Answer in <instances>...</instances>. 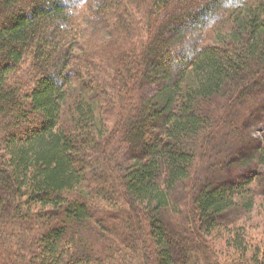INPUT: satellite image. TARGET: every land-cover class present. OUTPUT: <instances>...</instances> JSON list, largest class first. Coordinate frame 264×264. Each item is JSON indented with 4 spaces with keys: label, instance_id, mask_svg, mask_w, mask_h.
Segmentation results:
<instances>
[{
    "label": "trees",
    "instance_id": "trees-1",
    "mask_svg": "<svg viewBox=\"0 0 264 264\" xmlns=\"http://www.w3.org/2000/svg\"><path fill=\"white\" fill-rule=\"evenodd\" d=\"M79 2L0 0V264H264V0Z\"/></svg>",
    "mask_w": 264,
    "mask_h": 264
},
{
    "label": "rangeland",
    "instance_id": "rangeland-1",
    "mask_svg": "<svg viewBox=\"0 0 264 264\" xmlns=\"http://www.w3.org/2000/svg\"><path fill=\"white\" fill-rule=\"evenodd\" d=\"M135 6H137L136 4H133ZM187 21L189 22H192L194 21V18H189L187 17L186 18ZM264 130V128H258L256 131H254V136L255 137H260V135L262 134V131ZM115 142V144H114ZM114 146V148H113ZM118 147L117 150H115V147ZM112 149L114 151L111 152L109 151L107 154L109 156L110 154V157L113 156V158H111L110 161H113L115 159H120V164L122 163H125L127 162V160L129 159V155H122V153L124 152V148L123 146L121 145L120 141L118 139H114L113 143H112ZM98 158V156H97ZM186 185V184H185ZM192 189H188V186L185 187H182L178 193V196H186V193L189 194L191 193ZM248 224H247V227H251V229L249 228L247 233H248V237H249V240L253 243V244H258L260 243L261 241V238H262V231L264 229V226L262 225V222H261V217L260 215L257 213V211H254L252 216H250V218L248 219ZM222 239H219L217 240L215 243L217 245V248H220L221 250L224 249V243L221 241ZM24 253V252H22Z\"/></svg>",
    "mask_w": 264,
    "mask_h": 264
},
{
    "label": "clouds",
    "instance_id": "clouds-1",
    "mask_svg": "<svg viewBox=\"0 0 264 264\" xmlns=\"http://www.w3.org/2000/svg\"><path fill=\"white\" fill-rule=\"evenodd\" d=\"M85 0H80L79 4L76 5L77 8L82 7ZM223 7L226 9L240 8L242 6V0H222ZM63 7L68 6V0H63Z\"/></svg>",
    "mask_w": 264,
    "mask_h": 264
}]
</instances>
